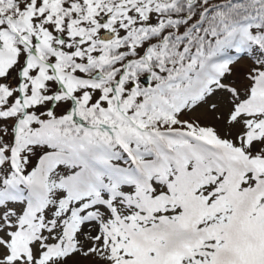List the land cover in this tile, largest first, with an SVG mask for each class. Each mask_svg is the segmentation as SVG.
Masks as SVG:
<instances>
[{
  "label": "snow or ice",
  "instance_id": "snow-or-ice-1",
  "mask_svg": "<svg viewBox=\"0 0 264 264\" xmlns=\"http://www.w3.org/2000/svg\"><path fill=\"white\" fill-rule=\"evenodd\" d=\"M0 264H264V0H0Z\"/></svg>",
  "mask_w": 264,
  "mask_h": 264
}]
</instances>
